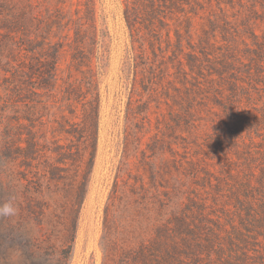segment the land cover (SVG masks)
<instances>
[{"label":"rangeland","instance_id":"1","mask_svg":"<svg viewBox=\"0 0 264 264\" xmlns=\"http://www.w3.org/2000/svg\"><path fill=\"white\" fill-rule=\"evenodd\" d=\"M96 20L109 64L71 264H104L105 238L120 255L138 226L161 259L173 205L181 264H264V0H96ZM132 188L150 200L141 224Z\"/></svg>","mask_w":264,"mask_h":264},{"label":"trees","instance_id":"2","mask_svg":"<svg viewBox=\"0 0 264 264\" xmlns=\"http://www.w3.org/2000/svg\"><path fill=\"white\" fill-rule=\"evenodd\" d=\"M106 37L96 0H0V204L15 197L20 209L13 222L0 225L6 264L12 251L20 264H71L74 258L98 157ZM119 194L117 186L108 210ZM122 195L127 207L141 211L133 219L141 224L149 198L133 188ZM171 209L175 229L167 244L152 248L161 259L148 258L147 231L138 226L120 255L116 239H104V264H119L122 256L124 264H181L182 221ZM105 227L112 236L116 219L107 218Z\"/></svg>","mask_w":264,"mask_h":264},{"label":"clouds","instance_id":"3","mask_svg":"<svg viewBox=\"0 0 264 264\" xmlns=\"http://www.w3.org/2000/svg\"><path fill=\"white\" fill-rule=\"evenodd\" d=\"M19 205L15 197L8 199L0 204V225H7L14 221L19 214ZM8 264H18L14 251L10 252L7 257ZM38 264V262H36Z\"/></svg>","mask_w":264,"mask_h":264}]
</instances>
